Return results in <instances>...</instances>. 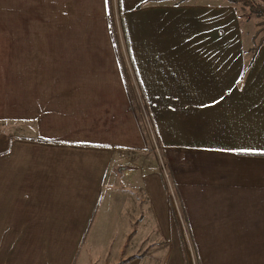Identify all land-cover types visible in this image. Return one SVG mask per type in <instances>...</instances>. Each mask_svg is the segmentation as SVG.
Returning <instances> with one entry per match:
<instances>
[{
    "label": "crops",
    "instance_id": "crops-1",
    "mask_svg": "<svg viewBox=\"0 0 264 264\" xmlns=\"http://www.w3.org/2000/svg\"><path fill=\"white\" fill-rule=\"evenodd\" d=\"M44 1L94 9L112 44L91 79L31 84L26 64L12 79L11 24L24 19L3 15L0 264H264L260 21L230 0L0 8ZM114 4L162 156L112 42Z\"/></svg>",
    "mask_w": 264,
    "mask_h": 264
},
{
    "label": "rangeland",
    "instance_id": "rangeland-1",
    "mask_svg": "<svg viewBox=\"0 0 264 264\" xmlns=\"http://www.w3.org/2000/svg\"><path fill=\"white\" fill-rule=\"evenodd\" d=\"M259 1V0H257ZM261 2V1H260ZM44 6L25 9L0 8V40L2 37V17L10 14L12 20L21 16L24 22L11 24L10 58L12 65V79L15 69L20 65H27L26 80L35 83V80L44 84L53 81L54 85L65 86L67 81H81L91 79L90 75L98 71V60L108 56V48H111V40L106 37L105 27L101 16L90 9L72 2L66 6H51V1H44ZM238 14L242 19L248 16L255 17L256 21H262L264 16L258 17L250 13L247 8L237 4ZM110 29L114 47L118 51L123 69L126 71L127 82L132 93V99L142 126L148 131L149 137L157 141L149 107L145 100L135 67L131 64L130 42L126 29L124 15L120 8H110ZM258 25V23H257ZM261 35L257 37L259 41ZM2 45L0 46L1 49ZM106 51V52H105ZM95 63L92 69L90 64ZM85 69L83 70V67ZM86 75L88 77H86ZM65 88H59L63 90Z\"/></svg>",
    "mask_w": 264,
    "mask_h": 264
},
{
    "label": "trees",
    "instance_id": "trees-1",
    "mask_svg": "<svg viewBox=\"0 0 264 264\" xmlns=\"http://www.w3.org/2000/svg\"><path fill=\"white\" fill-rule=\"evenodd\" d=\"M233 3L241 4L244 8H247L250 13L255 14L258 17L264 16V3L257 0H230ZM260 28L256 30L254 37L255 46L258 48L264 42V19L259 23ZM262 33L261 38L256 42L257 37Z\"/></svg>",
    "mask_w": 264,
    "mask_h": 264
},
{
    "label": "built area",
    "instance_id": "built-area-1",
    "mask_svg": "<svg viewBox=\"0 0 264 264\" xmlns=\"http://www.w3.org/2000/svg\"><path fill=\"white\" fill-rule=\"evenodd\" d=\"M155 152L158 154V155H160V156H162V154H161V147H160V144L156 141L155 142ZM166 178L168 179V174H166ZM171 190L173 191V189L171 188ZM171 191V192H172Z\"/></svg>",
    "mask_w": 264,
    "mask_h": 264
}]
</instances>
